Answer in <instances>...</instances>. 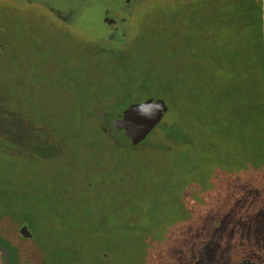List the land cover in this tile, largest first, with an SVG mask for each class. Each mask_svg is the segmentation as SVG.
<instances>
[{
  "label": "rangeland",
  "instance_id": "1",
  "mask_svg": "<svg viewBox=\"0 0 264 264\" xmlns=\"http://www.w3.org/2000/svg\"><path fill=\"white\" fill-rule=\"evenodd\" d=\"M197 1L145 2L131 20L126 46L117 48L65 28L49 13L18 12L0 0V238L14 245L21 227L32 237L21 244L26 259L10 264L244 260H231L235 237L251 236L256 220L264 218V169L258 173L244 159L247 169L238 176L234 162L249 150L244 156L235 151L224 133L210 142L198 138V128L187 130L192 78L186 70L203 62L213 42L235 49L223 59L236 60L246 80L264 25L256 19L260 4L252 0H238V7L225 0L228 19L221 25ZM120 52L134 53L133 65L126 73L103 74L109 66L102 61L119 62ZM126 76L137 85L147 80L149 90L110 104L106 99L96 117L107 122L131 103L164 100L168 111L146 146L128 147L118 138L113 144L95 131L89 114L86 101L98 83H122ZM250 93L242 99L244 128L262 139L261 113L246 103ZM238 182L247 191L248 209L258 203L248 226L234 218L242 204L233 197Z\"/></svg>",
  "mask_w": 264,
  "mask_h": 264
},
{
  "label": "trees",
  "instance_id": "2",
  "mask_svg": "<svg viewBox=\"0 0 264 264\" xmlns=\"http://www.w3.org/2000/svg\"><path fill=\"white\" fill-rule=\"evenodd\" d=\"M188 1L189 0L184 1V3L188 4ZM237 1L238 0H235L233 3L235 7H238ZM252 1L254 5L260 4L256 19L259 24L264 25V0ZM197 2L209 6V9H204V11L214 17H209L212 21L217 23L218 20L221 19L220 25L222 19L227 22L228 18L223 9L227 6L225 0H218V2L217 0H199ZM224 14L225 16L221 18ZM253 47L254 55L256 54L257 57L255 59V64H251L250 76L246 80L243 79L240 70L235 68L237 66L236 60L223 59V56L227 57L228 53H231V57L232 54H236L235 49L229 50L225 47L217 46V44L213 42L210 44V51L205 54L207 57L205 58L203 56V62L191 64L189 70H186V72L191 73L192 78L190 97L191 109L184 108V122L186 123L187 120L190 124L187 130L192 131V129L195 130V127L198 128V138L203 136L210 142L216 140L215 137L219 133H224L230 137L229 145L235 151L243 150L244 156L249 150L245 158L241 157L234 162V168L232 170H235V174L238 176L243 174L245 171L243 170L244 168L247 169L244 159L246 163H248V168H252L258 173L260 168L264 169V136L260 139L257 137V130H246L244 125L247 119L246 117L245 119L242 118L244 115L243 110L245 108L242 99L246 98L251 89L249 96L250 99L248 98L249 101L247 100L246 103L260 111V122L264 123V31L262 27L260 30L258 28L257 41L253 44ZM98 51L101 53L107 51V49L99 48ZM222 53H224V55H222ZM120 54L121 52L116 57V60L119 62L115 61L113 64L106 65V63L102 61L101 66H109L107 69L102 70L103 74L110 76L115 70L120 73H126V69L133 65L132 58L134 57L135 59L134 53L132 58L131 53H127L128 55L125 56L126 58H129L127 60L122 56L123 54H121V56ZM192 56L195 58L194 60H196V56L193 52ZM186 68L188 67L184 66V69ZM135 74L136 71L134 72L133 70L130 75L133 76ZM114 81L115 79L105 85L98 83V88L93 89L90 101H86L87 107L89 108V114L93 119L95 131H97L102 137L106 138L108 141L112 140L113 142H111L115 145L119 144L117 143L118 138L128 147H137L131 145L130 141L123 136L119 130L112 126V118L106 122L103 118L96 116L98 115L97 113L99 110H103L106 99V103L110 104L114 101L135 97L134 94L136 93V90H149L148 81L141 79L140 84L137 85L135 84L134 78L131 76H126L122 83H116ZM157 87L165 90L164 86L157 85ZM164 125L165 124L163 123L160 124L161 127H159V130H162L165 134L169 129L163 128L165 127ZM189 135L190 131L185 136L187 137ZM141 143L144 144V146L149 144L147 139ZM235 187L236 191L233 197L236 200L239 199L242 201V204L238 209H234V218L236 221H242V223H245V225L248 226L247 222L250 220L251 216L253 217L255 214L258 203L256 200L255 202L253 201L251 204L253 208L248 209L249 202L246 189L242 188L239 182L235 183ZM256 221L258 222L251 229V236L244 237L239 233H236L235 256L232 257V261L244 258V260H249L255 264H264L259 260L264 257V218H258ZM1 239L2 238H0V244L5 246L9 251L10 262L12 259H17V261H23L26 259V248L21 244L27 241L30 242L32 237L28 239L19 235V239H17L14 245L9 243V240L2 239L1 241Z\"/></svg>",
  "mask_w": 264,
  "mask_h": 264
},
{
  "label": "flooded vegetation",
  "instance_id": "3",
  "mask_svg": "<svg viewBox=\"0 0 264 264\" xmlns=\"http://www.w3.org/2000/svg\"><path fill=\"white\" fill-rule=\"evenodd\" d=\"M1 1L7 2L11 8H15L18 12H22L23 10H38L42 11L43 13H49L47 15H50L52 18L58 20L59 23L65 28L76 29L77 31H75V33H84L94 41H106L110 43L111 46L123 47L126 46L125 42L127 35L131 32V20L134 19V16L138 11V7L150 0H139V2L130 9L131 11L127 22L125 21V11H127L130 7L128 4L129 0ZM179 1L184 3V0ZM51 6L57 8L58 13H56ZM125 29H127V31L125 32L124 39L121 43H118L116 40L111 38L112 36L115 38L120 37ZM109 32H111V37L107 39H99V37L103 36L104 34H108ZM251 263L255 264L253 262ZM0 264H2L1 256Z\"/></svg>",
  "mask_w": 264,
  "mask_h": 264
},
{
  "label": "water",
  "instance_id": "4",
  "mask_svg": "<svg viewBox=\"0 0 264 264\" xmlns=\"http://www.w3.org/2000/svg\"><path fill=\"white\" fill-rule=\"evenodd\" d=\"M24 2V1H23ZM139 2V0H129L130 7L125 11L126 17L125 21L129 19L130 9L134 7ZM52 7V6H51ZM56 13H58L57 8L52 7ZM51 8V9H52ZM120 37H111V32L104 34L99 37V39H107L111 37L116 40V42L121 43L124 39V34ZM168 111V106L164 100L160 98H147L142 102H134L129 104L125 109L121 110L119 113L115 114L111 123L112 126L119 130V132L125 136L131 143L135 146L140 144L146 139V137L154 130V128L161 122L164 115ZM19 233L24 238H30L31 235L26 227H21ZM0 256L2 264H9V251L8 249L0 244ZM239 264H252L249 260H243Z\"/></svg>",
  "mask_w": 264,
  "mask_h": 264
}]
</instances>
